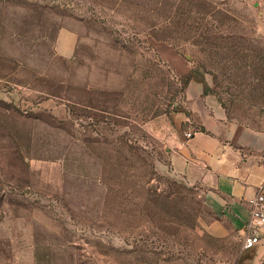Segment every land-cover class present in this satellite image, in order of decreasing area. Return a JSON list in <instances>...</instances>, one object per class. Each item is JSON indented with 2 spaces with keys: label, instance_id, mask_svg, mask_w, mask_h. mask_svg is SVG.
<instances>
[{
  "label": "rangeland",
  "instance_id": "374dc122",
  "mask_svg": "<svg viewBox=\"0 0 264 264\" xmlns=\"http://www.w3.org/2000/svg\"><path fill=\"white\" fill-rule=\"evenodd\" d=\"M165 45L264 132V0H0V264L235 263L242 234L166 154Z\"/></svg>",
  "mask_w": 264,
  "mask_h": 264
},
{
  "label": "crops",
  "instance_id": "0c3cea01",
  "mask_svg": "<svg viewBox=\"0 0 264 264\" xmlns=\"http://www.w3.org/2000/svg\"><path fill=\"white\" fill-rule=\"evenodd\" d=\"M70 36L57 42L61 56L73 51ZM158 53L177 77L190 73L183 90L184 107L171 115L172 128L164 138L168 160L176 173L202 188L206 204L224 229L242 234L247 200L264 185V132L227 113L204 70L170 45ZM184 133L192 136L185 138ZM263 259L264 236L260 244L242 250L234 264H262Z\"/></svg>",
  "mask_w": 264,
  "mask_h": 264
},
{
  "label": "built area",
  "instance_id": "2783aa9c",
  "mask_svg": "<svg viewBox=\"0 0 264 264\" xmlns=\"http://www.w3.org/2000/svg\"><path fill=\"white\" fill-rule=\"evenodd\" d=\"M190 138L191 133H184ZM248 219L242 229V250H248L261 243L264 236V185L247 200Z\"/></svg>",
  "mask_w": 264,
  "mask_h": 264
},
{
  "label": "trees",
  "instance_id": "16d2710c",
  "mask_svg": "<svg viewBox=\"0 0 264 264\" xmlns=\"http://www.w3.org/2000/svg\"><path fill=\"white\" fill-rule=\"evenodd\" d=\"M189 79H190V73L187 76L180 78V81L182 82L183 85V90L185 86L188 84Z\"/></svg>",
  "mask_w": 264,
  "mask_h": 264
}]
</instances>
